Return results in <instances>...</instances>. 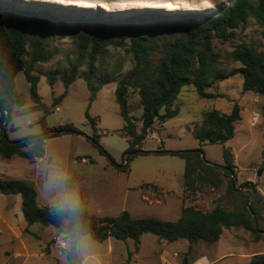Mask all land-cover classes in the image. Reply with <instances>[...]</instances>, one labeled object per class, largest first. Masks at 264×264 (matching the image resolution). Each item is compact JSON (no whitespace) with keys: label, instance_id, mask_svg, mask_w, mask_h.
<instances>
[{"label":"rangeland","instance_id":"obj_1","mask_svg":"<svg viewBox=\"0 0 264 264\" xmlns=\"http://www.w3.org/2000/svg\"><path fill=\"white\" fill-rule=\"evenodd\" d=\"M13 2L42 3L55 6L62 11V20L54 28L49 41L48 63L35 65L34 74L39 78L36 104L30 94V85L25 75L16 78V91L19 99L10 115L6 130L11 141H19L42 133L41 121L50 128L73 125L81 134H63L48 139L45 157L26 160L14 157L10 160L0 157V179L23 180L31 184L38 193L37 202L41 207H49L53 193L45 188L50 179L59 178L63 187L56 193L67 192L78 199L80 208L91 215L118 217L129 212L134 218H155L177 221L181 216L183 200L204 212H210L217 203L225 210H234V204L243 197L233 199L227 194L228 179L221 175L223 184L215 188L199 184L196 195L184 192V161L170 155H138L128 164L127 171L112 165L125 166L123 155L129 148V138L124 134V121L116 102L118 83L99 86L101 75L115 76L121 80L133 69L135 61L129 54L130 36H139L155 46L154 63L162 57L165 43L185 38L187 26L193 25L195 15L216 10L231 0H10ZM63 8V9H60ZM64 12V13H63ZM82 17L90 19L84 30L91 33L97 29L106 31L121 44L110 46L108 51L98 57L92 78L95 94L81 77L87 71L86 51L79 49L81 31L74 28L73 22ZM92 19V20H91ZM101 25V26H100ZM245 44L264 54L263 30L251 17L245 25L233 31V38L222 40L213 38V53L216 66L227 74L240 68L234 58L238 45ZM209 59L211 55L209 54ZM78 66L77 79L70 86L67 95L57 104L55 99L65 92L62 77ZM54 79L51 86L49 79ZM207 92L220 95L217 99H201L194 86L185 85L173 109H178L177 117L162 123L156 122L143 141L141 149L147 152L165 149L167 151H192L202 147L205 158L215 164L224 165V148H229L236 165L237 187L243 183L255 185L259 192L261 218L259 227L264 231V118L262 108L264 97L243 88V78L232 75L225 80L215 81ZM131 115L137 119L141 131L142 106L136 90H129ZM93 98V99H92ZM242 108V119L235 125V136L226 145L206 144L201 146L194 137L193 129L199 126L205 115L213 110L229 114L234 105ZM96 121L99 143L106 154H101L89 140L95 130L86 114ZM1 117V112H0ZM256 119V123H254ZM262 172L261 176L258 173ZM251 177V180H247ZM146 185H151L147 187ZM155 186V187H152ZM249 197V190L243 189ZM10 197V196H9ZM11 198V197H10ZM250 197L249 204L253 201ZM37 227V226H35ZM39 240H32L31 247L37 251L43 242L50 246L58 244L65 250L69 240L57 234L54 227ZM3 229L0 218V230ZM43 229V228H42ZM45 230L43 229V232ZM241 235H251L244 229L233 230ZM264 234V233H263ZM88 255L98 264H163L161 256L179 254L181 260L187 252L183 241L169 243L157 236H142V248L135 250L132 240L117 241L109 239L98 243L89 236ZM264 242V236L261 239ZM68 243L66 248L64 245ZM47 249L45 251H47ZM138 253V258L134 257ZM3 258L0 249V261ZM80 258V257H79ZM32 264H53L52 258L31 259Z\"/></svg>","mask_w":264,"mask_h":264},{"label":"trees","instance_id":"obj_2","mask_svg":"<svg viewBox=\"0 0 264 264\" xmlns=\"http://www.w3.org/2000/svg\"><path fill=\"white\" fill-rule=\"evenodd\" d=\"M54 7L42 3L0 0V157L8 160L14 157L26 160L42 159L45 157V145L48 139L63 134H81L71 124L50 128L44 121H41V134L19 141H11L6 130L10 115L19 99L16 78L20 73L25 75L35 103H40L39 78L33 74L35 65L48 63L51 59L48 52L49 41L54 35V28L63 16L62 11L58 12ZM190 15H195L196 18L192 20L193 25L186 27L185 38L165 43L158 63L155 64L153 60L154 45L142 37L130 36L128 52L135 61L133 69L121 80L108 75H101L98 78L99 86L118 83L116 102L125 123L123 132L130 142L129 148L123 155L124 161L128 163L125 166H118L112 162V165L125 172L134 156H176L185 163L183 176L185 193L196 195L198 185L202 183L218 188L223 184L221 175H224L228 179L227 194L231 200L238 197L243 199L234 204L232 211L225 210L217 203L210 212L186 205L184 199L181 216L177 221L134 218L127 211L122 212L118 217L97 218L81 209L84 234L98 243H104L109 239L124 242L132 240L137 251L142 236L146 234L157 236L169 243L187 240L190 245L199 242L213 245L220 240L225 230L233 229H244L254 242H259L264 236V231L259 227L261 218L259 192L255 185L248 182L237 187L235 175L237 168L229 148H224L222 166L209 162L202 147L192 151L161 149L147 152L141 149L143 141L156 122L165 123L178 116V109L173 108L185 85L192 84L201 99H217L221 96L207 92L206 89L215 81L239 74L243 78L245 91L264 97V54L245 44L238 45L234 58L241 66L227 74L217 68L213 53L214 37L224 41L233 38V31L245 25L251 17L262 28L264 37V0H231L216 10ZM89 20L82 17L74 21L73 25L82 32L79 36V49L86 51L88 57L87 71L81 78L87 82L89 90L94 95L99 88L92 84L98 57L105 54L110 46L121 43L104 30L97 29L91 33L84 30ZM77 71L78 66H72L71 72L62 77L65 92L55 99V104L67 95L70 86L77 79ZM49 82L53 86L54 79L50 78ZM130 89L136 90L139 94L142 106L141 131L138 130L136 117L134 118L130 112L128 100ZM6 112L9 113L8 119ZM262 115L264 118V106ZM86 116L95 130L94 136L89 140L101 154H106L99 143L95 119H92L89 113ZM241 119L242 108L237 104L229 114L213 110L208 112L202 123L193 129V135L201 146L225 145L234 138L235 125ZM262 157L264 158V150ZM243 189L249 190V197L244 196ZM0 194L20 196L21 210L28 227L33 225L54 227L59 235L69 240V247L66 250L68 263L75 264V261L80 259L73 255V242L66 226L53 217L50 207L38 205V193L31 184L23 180L0 179ZM250 197L254 200L249 204ZM26 232L29 230L26 229ZM248 264H264V254L255 255Z\"/></svg>","mask_w":264,"mask_h":264},{"label":"crops","instance_id":"obj_3","mask_svg":"<svg viewBox=\"0 0 264 264\" xmlns=\"http://www.w3.org/2000/svg\"><path fill=\"white\" fill-rule=\"evenodd\" d=\"M161 125L164 128V123ZM247 180H251V177ZM10 197L0 194V218L3 225V229L0 230V249L3 254L0 264H32L31 259L35 257L42 259L50 257L53 264H69L65 248L58 244L51 245L50 249H47L50 241H44L39 251L32 249V240L40 241L45 236V232L51 231L39 225L28 227L21 210V197ZM26 229L29 232H26ZM233 230H225L220 240L213 245L203 242L190 245L187 240H179L187 243L185 256L179 261L175 259L179 257L177 253L169 257L164 255L161 256L162 263L248 264L255 255L264 254L263 240L254 242L249 236L238 234ZM141 248L142 241L137 252ZM134 257L138 258V253Z\"/></svg>","mask_w":264,"mask_h":264},{"label":"clouds","instance_id":"obj_4","mask_svg":"<svg viewBox=\"0 0 264 264\" xmlns=\"http://www.w3.org/2000/svg\"><path fill=\"white\" fill-rule=\"evenodd\" d=\"M62 187L63 185L60 183L58 177L46 182L45 188L53 193L49 205L50 211L55 219L66 226L73 242V255L80 257L79 260L75 261V264H98V262L92 259L87 253L88 237L84 234L79 201L66 191L57 196L56 193ZM64 246L67 248L68 243L66 242Z\"/></svg>","mask_w":264,"mask_h":264},{"label":"water","instance_id":"obj_5","mask_svg":"<svg viewBox=\"0 0 264 264\" xmlns=\"http://www.w3.org/2000/svg\"><path fill=\"white\" fill-rule=\"evenodd\" d=\"M6 115H7V119L9 118V113L6 112ZM262 175V172H259L258 173V176H261Z\"/></svg>","mask_w":264,"mask_h":264},{"label":"built area","instance_id":"obj_6","mask_svg":"<svg viewBox=\"0 0 264 264\" xmlns=\"http://www.w3.org/2000/svg\"><path fill=\"white\" fill-rule=\"evenodd\" d=\"M254 123H256V119H254Z\"/></svg>","mask_w":264,"mask_h":264}]
</instances>
